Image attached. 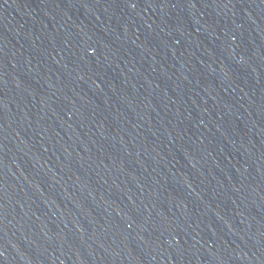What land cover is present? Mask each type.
I'll list each match as a JSON object with an SVG mask.
<instances>
[{"label": "water", "instance_id": "water-1", "mask_svg": "<svg viewBox=\"0 0 264 264\" xmlns=\"http://www.w3.org/2000/svg\"><path fill=\"white\" fill-rule=\"evenodd\" d=\"M0 264H264V0H0Z\"/></svg>", "mask_w": 264, "mask_h": 264}]
</instances>
